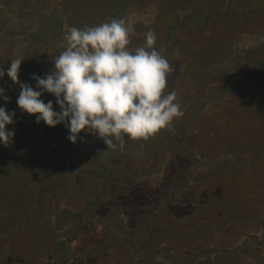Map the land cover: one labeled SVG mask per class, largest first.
<instances>
[{
  "label": "rangeland",
  "instance_id": "1",
  "mask_svg": "<svg viewBox=\"0 0 264 264\" xmlns=\"http://www.w3.org/2000/svg\"><path fill=\"white\" fill-rule=\"evenodd\" d=\"M77 1L0 0V67L5 70L0 87L10 98L5 102L0 97V107L15 111L14 124L7 126L15 136L7 147L0 142V264H172L168 260L169 255L173 256L171 242L156 238L161 232L151 235L141 227L139 217L126 215L124 208L144 217L147 214L156 225L158 219L152 212L162 213L170 203L176 210L175 214L170 212L174 214L171 220L180 224L181 216L192 210L195 217L199 216L197 223V219L206 217L201 213L211 219L208 211L213 207V198L227 194L230 199L237 193L235 208H240L238 201H242L255 208V217L260 215L264 221V169L260 173L256 170L254 154L244 153L241 158L242 149L226 153L231 149L230 142L215 140L221 133L220 137L228 139L235 131L214 127L221 112H215L212 102L220 82L232 84L234 78L246 79L247 87L252 89L242 94L244 100L239 106L264 111V105L260 109L252 100L246 103L254 95L264 97V79L254 90L264 66V0H203L204 5H200L201 0H105V8L101 1L98 12L93 6L95 14L105 10L106 15L110 6L120 8L115 7L116 19L125 18L135 29L130 36L131 49L142 46L144 34L154 30L155 47L172 68L168 90L177 91L184 114L169 129L147 141L126 140L122 149L108 148L101 138L85 132L80 133L76 143L66 144L69 130L59 124L51 130L58 138H54L57 145H52L56 151H50L47 144L41 152L36 145V140L42 139L37 130L40 123H36L35 115L19 108L20 87L11 81L7 69L12 59L23 60L19 80L39 91L33 75L43 78L54 70L52 58L65 50L64 35L69 25L83 28L77 16L71 15L77 10ZM85 1L90 8L89 0ZM191 6L202 15H191ZM229 8L233 11L229 22L235 26L233 44L226 51L221 48L222 53L205 63L194 49L217 36L206 29L204 16H210L213 9L224 12ZM83 11L90 12L88 8ZM234 89L227 86L230 100L235 98L231 92ZM41 99L52 101L55 111L61 110L54 95L45 92ZM196 134L199 136L194 142ZM52 137L42 141L50 142ZM200 137L206 139L201 148L197 145ZM237 142L249 143L245 137ZM247 165L249 169L243 172L241 168ZM229 192H233L230 197ZM41 196L44 199L40 200ZM27 199L33 202L21 201ZM172 200L176 203L165 202ZM25 204L31 206L26 208ZM176 204L182 208L177 209ZM24 212L33 233L41 225L46 229V240L32 248L26 243L31 240H23L22 232L28 227L24 229L23 219H16ZM241 233L239 244L247 240L248 250L264 264V227L258 233L239 231V236ZM9 234H16L24 248L20 240L15 242L13 238L10 242ZM10 247L13 250L9 253Z\"/></svg>",
  "mask_w": 264,
  "mask_h": 264
},
{
  "label": "clouds",
  "instance_id": "2",
  "mask_svg": "<svg viewBox=\"0 0 264 264\" xmlns=\"http://www.w3.org/2000/svg\"><path fill=\"white\" fill-rule=\"evenodd\" d=\"M134 34V26L125 18L68 28L65 50L52 58L54 70L43 78L33 75L39 91L19 80L23 60L12 59L7 75L20 87L19 108L35 115L37 124H64L72 143L85 132L113 149H122L126 140L147 141L169 129L184 114L177 92L168 90L172 68L155 47L154 30L144 34L142 46L131 49L130 36ZM4 75L0 67V78ZM45 92L56 97L60 111L54 110L52 101L41 99ZM0 97L10 102L3 87ZM14 116L15 111L0 107V142L5 147L15 136L7 127L14 124Z\"/></svg>",
  "mask_w": 264,
  "mask_h": 264
},
{
  "label": "trees",
  "instance_id": "3",
  "mask_svg": "<svg viewBox=\"0 0 264 264\" xmlns=\"http://www.w3.org/2000/svg\"><path fill=\"white\" fill-rule=\"evenodd\" d=\"M101 1L104 3L105 8V0H89L90 8L87 5V2L85 0H78L77 3V10L75 12H72L71 15H76L78 20L80 21V24L84 27L87 26H98L104 22H110L111 19L114 18V14H112V11H114V8H111L108 10V14L106 15L105 10L101 13L95 14L93 10V6H96L97 12L99 11V8L102 7ZM195 1V0H191ZM200 1V0H199ZM232 1V0H230ZM120 3V1L118 2ZM191 3V2H189ZM107 4V3H106ZM116 7V5H115ZM83 8H88L90 12L82 11ZM190 9L191 15H202L199 14L196 9H194V6H191ZM230 11L226 9V11L222 15L228 14ZM84 12H87V14H83ZM110 13V15H109ZM215 13H212L214 15ZM103 18L102 21L99 20L100 16ZM98 17V18H97ZM94 18H96V22L94 21ZM210 18V16H209ZM73 27L72 24L68 26V28ZM222 47H220L218 44H209L202 48L200 51V59L207 63L208 60L215 57L217 53H222ZM203 62H200L202 64H205ZM53 67H55L53 62ZM259 65L261 66V60L259 62ZM206 75L205 73L203 76ZM248 78V77H247ZM253 78V77H252ZM255 79V78H254ZM264 79V66L262 70V74L260 78L257 81V86L254 90L258 89L259 84ZM248 83L246 79H237L234 78V82L231 84L229 82H220L219 83V92L217 95L212 99L215 112H221V116L219 119L216 120V123L214 127H218L219 130L226 129L228 132L235 131V133H232V136H230L228 139L227 137H220L222 133L215 139L219 140V138H223L225 141L228 140L230 144L228 147L231 149L226 151V153H229L231 151L232 153H235L238 149L241 150V158L244 153H248L247 156H251L254 154V157L252 159L256 161V170L260 173V170L264 169V111L258 112L254 108H249L244 105L239 106V102L244 100L242 97H244L242 94H244L246 91H250L252 89L247 87ZM227 86H230L232 89L235 87L236 89L232 90L233 98L230 100L226 93ZM248 88V89H246ZM240 97L242 100H237ZM252 100L253 104H258L257 106L260 107V109H263L264 107V97H257L254 95L253 97L247 98V102H250ZM249 106H252L248 104ZM263 107V108H262ZM258 112V113H256ZM222 114L225 116V120L222 117ZM222 117V118H221ZM211 117L208 118L207 124H210ZM37 130L39 131V138L42 137L41 140H36V145L41 148L46 147L47 144L50 145V151H56V148H53L52 145H57L54 138H57V135L52 132V127L47 126L43 121L40 122L39 125H37ZM54 136V137H52ZM199 135H195L194 138L192 137V140L196 142V139ZM52 137L50 142H43L44 139H49ZM244 137L248 140L249 143L247 144H241L237 141H243ZM44 138V139H43ZM184 138V137H183ZM185 139V138H184ZM206 139L201 138L199 139L198 146L201 148L205 143ZM46 141V140H44ZM189 141V140H188ZM66 144L71 145V141L65 140ZM192 143V142H191ZM240 143V144H239ZM144 144V143H143ZM194 146L195 144L192 143ZM63 147H65V144L63 143ZM45 150V149H43ZM238 150V151H239ZM47 151V150H46ZM48 151V152H50ZM230 152V153H231ZM212 153V152H211ZM214 153V152H213ZM215 154V153H214ZM210 154V155H214ZM51 156V155H50ZM55 157V155H53ZM261 161V164L258 165V162ZM239 164H248V162H241ZM221 168H225L221 166ZM242 171H247L249 169V165H247V168H241ZM2 169H0L1 172ZM216 171V170H215ZM218 172V171H217ZM203 178L206 175H202ZM178 178H176L177 180ZM201 179V178H200ZM0 181L1 177H0ZM211 181V180H210ZM218 180H215L211 183L217 182ZM185 182V181H184ZM210 186V185H208ZM209 189V187L207 188ZM123 191H125V188H122ZM210 190V189H209ZM207 190L209 193L210 191ZM233 192H229L228 196ZM227 194H219L215 198H213L212 205L213 206L210 211L211 219L207 217V213L202 214L203 216H206L203 220L197 219V223L195 221L196 217H199L192 213V210H188L186 212L187 215L181 216L178 221L171 220L170 215H174L176 213V210L174 209L172 204L167 203L166 208H162V213L157 214L152 212V215H154V219L157 220L156 225L152 224L151 217L147 218V214L144 217L143 215H139L136 212L128 210V208H124L125 214L130 217H136L138 216L139 219L142 221L143 225L141 227L148 229L150 234H155V232H161L158 237L160 236V239L169 240L171 242L173 256L169 255V259L172 264H182L181 261L183 260V263L185 264H260L254 257L251 251L248 250L247 240L243 241L242 244H239V238L243 235V233L239 236V231L244 233L246 232H256L262 230L264 227V221L261 219L260 215L257 218L255 217L257 215V211L255 212V208L249 207L248 205H243L242 201H238L241 204L240 208H235V201H237L238 194L236 193L235 197H232L228 199L226 197ZM33 198V197H32ZM39 197H34L33 199L36 200ZM44 199V196L40 197V200ZM125 198V197H123ZM33 199H27L21 200L23 202L32 203ZM119 199V198H118ZM176 199V198H175ZM177 200V199H176ZM165 202H171L176 203V201H165ZM211 204V203H210ZM26 205V204H25ZM31 205L27 204L25 207L29 208ZM177 209L182 208L179 207L178 204L175 205ZM179 207V208H178ZM156 208V207H155ZM128 210V211H126ZM24 211V210H23ZM151 210H149V214ZM174 212V214L170 212ZM200 215V216H201ZM25 216L27 214L24 212L22 213L17 220L23 219L24 222V229L25 227H28L27 230H24L23 233V240H31L26 241L27 246L29 248H32L34 246L40 245L43 240H46L47 236L45 235L46 229L44 226L41 225L40 230L34 231L31 229V224L27 226L29 223L28 220H24ZM15 219V220H16ZM167 219V220H166ZM238 219V220H236ZM16 220V221H17ZM235 221V222H234ZM163 222V225H162ZM138 223V222H137ZM140 224V223H139ZM21 226V225H20ZM165 228V229H163ZM216 233L215 237H212L213 234ZM26 236L29 237H24ZM33 234V235H32ZM16 235V234H15ZM11 235V241L10 242H18L20 240L21 248H24L23 241L18 238V236ZM167 235V236H166ZM172 235V238L170 239ZM33 236V238L31 237ZM165 237V238H162ZM14 238V241H13ZM9 244V243H8ZM7 244V246H8ZM96 245V244H95ZM95 250L96 247L91 246V248ZM27 248V249H29ZM13 250V247H10L9 253Z\"/></svg>",
  "mask_w": 264,
  "mask_h": 264
},
{
  "label": "crops",
  "instance_id": "4",
  "mask_svg": "<svg viewBox=\"0 0 264 264\" xmlns=\"http://www.w3.org/2000/svg\"><path fill=\"white\" fill-rule=\"evenodd\" d=\"M203 0H201L200 2V5H204L202 3ZM111 8H114L115 9V5L113 6H110V9ZM116 8H119L116 6ZM261 8L262 7H259L257 8L258 11H261ZM120 9V8H119ZM231 9V8H229ZM227 9V10H229ZM109 10V9H108ZM202 12V11H201ZM225 12V11H224ZM223 12V13H224ZM232 12L233 11H229L228 14L226 15H223L222 18L221 17V12L213 9L211 12H210V18L209 16L208 17H205L204 16V25L206 26V29H210L213 33H215V35L217 36L215 39L211 40L210 42L204 44V45H200V49H197L195 48L194 51L198 52L197 54L200 56V51L202 50V48L206 45H209V44H218L220 47H222L225 51L229 48H231L232 44H233V38L235 37L234 35V31H233V28L235 26H233V24H231L229 22V18L230 16L232 15ZM262 12H264V9H262ZM115 12L112 11V14H114ZM212 13H215L214 15H212ZM264 14V13H263ZM262 15V14H261ZM117 16H114V18H116ZM227 17V19L225 20L224 18ZM261 18V17H260ZM190 47H194L193 45H190ZM192 51V48L190 49ZM190 52V51H189ZM188 57L192 58L193 55L192 53L191 54H187ZM176 91V90H175ZM177 92V91H176Z\"/></svg>",
  "mask_w": 264,
  "mask_h": 264
}]
</instances>
